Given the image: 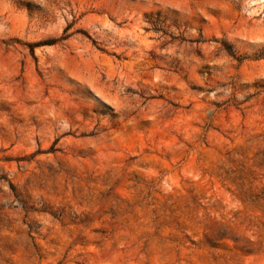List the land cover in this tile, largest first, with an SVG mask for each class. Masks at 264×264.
<instances>
[{"label": "rangeland", "instance_id": "obj_1", "mask_svg": "<svg viewBox=\"0 0 264 264\" xmlns=\"http://www.w3.org/2000/svg\"><path fill=\"white\" fill-rule=\"evenodd\" d=\"M0 264H264V0H0Z\"/></svg>", "mask_w": 264, "mask_h": 264}, {"label": "trees", "instance_id": "obj_2", "mask_svg": "<svg viewBox=\"0 0 264 264\" xmlns=\"http://www.w3.org/2000/svg\"><path fill=\"white\" fill-rule=\"evenodd\" d=\"M225 49L227 50V52H228V54H229L230 56L235 57L233 51H232L230 48L225 47ZM238 60L241 61L240 59H238Z\"/></svg>", "mask_w": 264, "mask_h": 264}]
</instances>
